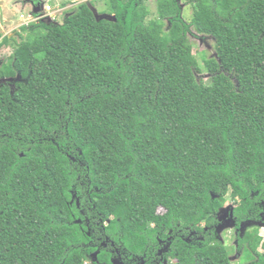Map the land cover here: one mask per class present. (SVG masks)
I'll list each match as a JSON object with an SVG mask.
<instances>
[{
  "label": "trees",
  "instance_id": "16d2710c",
  "mask_svg": "<svg viewBox=\"0 0 264 264\" xmlns=\"http://www.w3.org/2000/svg\"><path fill=\"white\" fill-rule=\"evenodd\" d=\"M102 1L108 18L90 1L21 26L0 66V264H114L110 245L264 264V0H181L189 23L179 0L153 18L150 0ZM191 29L213 40L208 84Z\"/></svg>",
  "mask_w": 264,
  "mask_h": 264
},
{
  "label": "rangeland",
  "instance_id": "374dc122",
  "mask_svg": "<svg viewBox=\"0 0 264 264\" xmlns=\"http://www.w3.org/2000/svg\"><path fill=\"white\" fill-rule=\"evenodd\" d=\"M13 1V0H12ZM26 2L27 0H19ZM33 1V0H30ZM40 4V11L37 14H33V9L28 4L25 5H16L12 7V5L8 2V0H0V4L6 5L1 10L0 13V41L8 36L13 39V42L10 43L9 46H5L0 49V64L3 59L5 60L12 54V44H16L20 42V37L17 36L19 32V28L25 25L26 20L34 19L35 22H38L39 19H52L57 23L62 22L65 12L71 9L72 7L83 3L92 1L95 8L93 7L96 16L107 17L106 15H101L100 13L107 14V8L104 6L102 0H35ZM56 3V7H53V4ZM182 9V15L184 20L189 23L192 17V10L190 6L185 5L181 0H179ZM49 4V5H48ZM67 4L66 8H60V5ZM148 8L150 11V18L155 16V5L153 0L148 2ZM49 7L51 12H47L45 7ZM38 17L39 19H36ZM22 37H25V34H21ZM188 40L193 47V54L198 63L199 71L196 73L197 80L202 81L204 84L209 83V76L204 68V60H208L214 58L213 51V40L210 38L202 37L195 33L193 29L188 33ZM233 206L229 201V198H226L225 203L223 204L222 213H221V224L218 228V236L220 240L230 249V257L231 259L237 258V253L234 251L235 248V231L232 229V225L228 220V214L232 211ZM259 236L261 238V242L264 243V228L259 229ZM261 251V250H260ZM235 263V262H233Z\"/></svg>",
  "mask_w": 264,
  "mask_h": 264
},
{
  "label": "flooded vegetation",
  "instance_id": "af4514ba",
  "mask_svg": "<svg viewBox=\"0 0 264 264\" xmlns=\"http://www.w3.org/2000/svg\"><path fill=\"white\" fill-rule=\"evenodd\" d=\"M3 62H4V59H3V61H2V63L0 64V66L3 64ZM235 231V230H234ZM236 231H235V240H236V242H235V248H234V251L237 253V258L236 259H231V257H230V255H229V258H230V260H231V262H237L238 261V258H239V255H240V253H239V251H238V245H237V238H236ZM217 238H218V240L223 244V245H225L221 240H220V238H219V236H218V234H217ZM226 246V245H225ZM105 247V246H104ZM110 249H108V251L110 252V253H112L113 254V257L111 258V260L113 259V261H114V264H133L132 262H131V260H129V259H127V262H125L124 260H122V257L120 256V254H119V251H117L116 249H114V245H110ZM227 247V246H226ZM112 249H113V251H112ZM227 249L230 251V249L227 247ZM115 253V255H114V253ZM158 255H161V250H159L158 251V253H157ZM115 258H118V260L117 259H115ZM142 259V258H141ZM117 260V261H116ZM151 263H154V264H158L159 262H157V261H153V262H151ZM136 264V263H135ZM139 264H146L145 263V260H140V263ZM163 264H166V263H163Z\"/></svg>",
  "mask_w": 264,
  "mask_h": 264
},
{
  "label": "crops",
  "instance_id": "0c3cea01",
  "mask_svg": "<svg viewBox=\"0 0 264 264\" xmlns=\"http://www.w3.org/2000/svg\"><path fill=\"white\" fill-rule=\"evenodd\" d=\"M8 2L12 5V7H14V6H16V5H25V4H28V2L26 1V2H24V1H19V0H8ZM30 5V4H29ZM49 5V4H48ZM31 6V5H30ZM57 5H56V3H54L53 4V7H56ZM5 7H6V5H3V3L2 4H0V13H1V10L4 8V10H5ZM31 8H32V6H31ZM60 8H61V5H60Z\"/></svg>",
  "mask_w": 264,
  "mask_h": 264
},
{
  "label": "water",
  "instance_id": "95a60500",
  "mask_svg": "<svg viewBox=\"0 0 264 264\" xmlns=\"http://www.w3.org/2000/svg\"><path fill=\"white\" fill-rule=\"evenodd\" d=\"M27 2L32 6L33 14H37V12L40 11V4L38 2L30 1V0H27ZM100 18L103 19V18H108V17H100ZM229 222L231 225H233V223L231 221H229Z\"/></svg>",
  "mask_w": 264,
  "mask_h": 264
},
{
  "label": "built area",
  "instance_id": "2783aa9c",
  "mask_svg": "<svg viewBox=\"0 0 264 264\" xmlns=\"http://www.w3.org/2000/svg\"><path fill=\"white\" fill-rule=\"evenodd\" d=\"M45 9H46V11L47 12H51V10H50V8L47 6V7H45ZM36 19H39L38 17H36ZM40 20V19H39ZM35 20L32 18V19H30V20H26V24L25 25H27V24H29V23H33Z\"/></svg>",
  "mask_w": 264,
  "mask_h": 264
},
{
  "label": "clouds",
  "instance_id": "9594fccd",
  "mask_svg": "<svg viewBox=\"0 0 264 264\" xmlns=\"http://www.w3.org/2000/svg\"><path fill=\"white\" fill-rule=\"evenodd\" d=\"M36 15V14H35Z\"/></svg>",
  "mask_w": 264,
  "mask_h": 264
}]
</instances>
